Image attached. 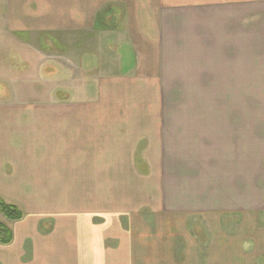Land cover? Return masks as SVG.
Listing matches in <instances>:
<instances>
[{"label": "crops", "instance_id": "0c3cea01", "mask_svg": "<svg viewBox=\"0 0 264 264\" xmlns=\"http://www.w3.org/2000/svg\"><path fill=\"white\" fill-rule=\"evenodd\" d=\"M0 5V264H264V0Z\"/></svg>", "mask_w": 264, "mask_h": 264}, {"label": "rangeland", "instance_id": "374dc122", "mask_svg": "<svg viewBox=\"0 0 264 264\" xmlns=\"http://www.w3.org/2000/svg\"><path fill=\"white\" fill-rule=\"evenodd\" d=\"M2 7L0 5V24H4V17L1 15V10ZM3 52V50H2ZM14 57L16 59V61H20L19 57L20 55L18 53L15 52L14 50ZM4 55L8 56L9 55V49L4 50L3 52ZM254 124H264V97H254ZM10 203V202H9ZM47 227V231H49V227L50 225H46ZM64 229V228H63ZM65 231V230H64ZM69 241H65V242H60V246H61V250L64 251H68L69 249ZM44 248H52V242L51 241H46L44 242ZM190 247L189 250H184V251H177L179 254L175 255L171 258H166L163 256H158L155 259L153 258H146V264H166V260L169 259V261H174L175 264H195L196 260H197V250L196 248L191 244H189ZM175 251V253H177ZM181 253L183 254V256L181 255ZM65 258L63 257V261ZM66 264H68L66 262ZM169 264V263H168Z\"/></svg>", "mask_w": 264, "mask_h": 264}, {"label": "trees", "instance_id": "16d2710c", "mask_svg": "<svg viewBox=\"0 0 264 264\" xmlns=\"http://www.w3.org/2000/svg\"><path fill=\"white\" fill-rule=\"evenodd\" d=\"M0 212L8 220H19L23 217V211L13 203L7 202L0 196ZM13 240V230L5 221H0V243L9 244Z\"/></svg>", "mask_w": 264, "mask_h": 264}, {"label": "flooded vegetation", "instance_id": "af4514ba", "mask_svg": "<svg viewBox=\"0 0 264 264\" xmlns=\"http://www.w3.org/2000/svg\"><path fill=\"white\" fill-rule=\"evenodd\" d=\"M46 227V226H45Z\"/></svg>", "mask_w": 264, "mask_h": 264}]
</instances>
